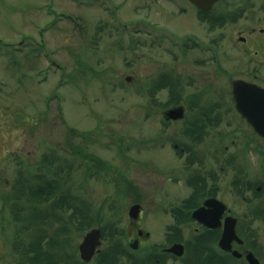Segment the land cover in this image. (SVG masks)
<instances>
[{
  "label": "rangeland",
  "instance_id": "1",
  "mask_svg": "<svg viewBox=\"0 0 264 264\" xmlns=\"http://www.w3.org/2000/svg\"><path fill=\"white\" fill-rule=\"evenodd\" d=\"M209 15L188 0H0V264L22 262L13 247L18 224L10 199L23 181L38 188L58 180V196L74 197L77 207L89 205L94 228L110 214L99 207L118 199V185L167 184L171 176H161L164 169L187 167L184 159L175 160L173 149L185 123L163 117L166 105H174L172 88L168 83L170 89L155 93L154 83L169 74L174 97L192 108L189 118L200 105L212 107L218 121L225 119L231 95L229 77L215 72L209 53L183 46L184 39L217 41L221 58L232 39L229 49L237 55L257 50L264 70V0H220ZM251 28L257 31L250 38ZM240 36L248 41L243 44ZM228 67H235L233 54ZM220 127L213 130L224 132ZM71 128L80 133L73 139L77 151L107 168L68 148ZM82 132L93 134L85 139ZM150 163L154 172L145 171ZM48 203L42 208L49 213ZM114 206L127 218L129 204ZM64 209L70 219L74 208ZM86 232L71 228L69 254L75 256Z\"/></svg>",
  "mask_w": 264,
  "mask_h": 264
},
{
  "label": "flooded vegetation",
  "instance_id": "2",
  "mask_svg": "<svg viewBox=\"0 0 264 264\" xmlns=\"http://www.w3.org/2000/svg\"><path fill=\"white\" fill-rule=\"evenodd\" d=\"M210 21L215 28L216 18L211 16ZM256 31L251 28L248 36ZM188 38L192 47L209 53L208 63L215 72L229 77L231 100L225 119L212 117V107L194 106L189 118V105L167 106L166 110L184 107L183 118L165 121L185 123L176 131L179 143L173 148L175 160L184 159L187 167L164 169L161 176L165 172L171 176L167 184L122 185L126 189L121 188L118 199L103 201L99 208H108L110 214L100 216L91 229L100 230L101 244L90 262L80 259L76 264H264V136L248 119L263 117L264 112L257 110L259 99L254 95L246 97L251 109L243 115L234 92L237 81L264 89V70L256 61L259 52L237 55L229 49L234 48V41L228 38L226 55L221 58L217 41L201 45L194 37ZM240 41L244 44L248 37L240 36ZM232 54L235 67L230 69ZM234 73L242 75L234 77ZM218 126L224 132L217 131ZM147 165L145 171H155L152 163ZM259 174L263 175L254 180ZM114 204L130 205L127 218L124 210H114ZM135 206L138 209L132 213Z\"/></svg>",
  "mask_w": 264,
  "mask_h": 264
},
{
  "label": "trees",
  "instance_id": "3",
  "mask_svg": "<svg viewBox=\"0 0 264 264\" xmlns=\"http://www.w3.org/2000/svg\"><path fill=\"white\" fill-rule=\"evenodd\" d=\"M168 83L170 88H172L170 102L180 103L181 99L179 96L178 98L174 97V94L177 93L176 83L170 80V76L165 75L161 79H158L154 85L159 90L167 86ZM175 99L176 101H174ZM79 134L77 130L69 129V138L66 143L68 148L76 155H81L85 161H94L97 165L107 168L108 165L94 155L84 153L81 150L77 151L78 147L74 146L73 139ZM81 134L86 139L93 133L82 132ZM57 190L58 180L56 179L46 180L38 188H33L32 185L23 181L20 183L18 194L10 199L15 200L13 202V219L18 224V230L13 240V247L17 250L18 255L20 254L21 264L72 263L73 260H70V258L74 257L68 253L72 242V239L69 237L71 228L74 226L76 231L86 232L93 226V216L90 213L89 205L83 207L78 205L77 207L75 204H72L74 197L58 196ZM31 198L35 201L32 202ZM46 202H52L50 204L52 212L48 213L42 208V205ZM67 206L74 208L70 219L66 218L64 213V208ZM27 237H30V239L27 240Z\"/></svg>",
  "mask_w": 264,
  "mask_h": 264
},
{
  "label": "water",
  "instance_id": "4",
  "mask_svg": "<svg viewBox=\"0 0 264 264\" xmlns=\"http://www.w3.org/2000/svg\"><path fill=\"white\" fill-rule=\"evenodd\" d=\"M195 6L201 9L204 12H208L212 9L214 4L219 0H190ZM235 86V101L238 110L243 115H248L249 110L251 109L249 106V102H246V97L248 96H256L259 101V105L257 104V110L264 112V89L257 86H249L244 81H237L234 83ZM246 88H255V90L246 91ZM255 91V92H254ZM253 94V95H252ZM184 116V109L182 107L170 110L167 113L168 118L179 119ZM254 129L264 136V116L257 118H248ZM138 209L137 206L133 207L132 213H134ZM233 234H235L233 232ZM235 237V235H234ZM101 232L98 229L91 231L84 239V242L80 245L81 257L90 261L92 256L95 254L97 247L100 245L101 241Z\"/></svg>",
  "mask_w": 264,
  "mask_h": 264
}]
</instances>
